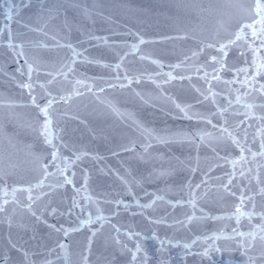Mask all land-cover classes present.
<instances>
[{
  "label": "water",
  "instance_id": "95a60500",
  "mask_svg": "<svg viewBox=\"0 0 264 264\" xmlns=\"http://www.w3.org/2000/svg\"><path fill=\"white\" fill-rule=\"evenodd\" d=\"M0 207V264H264V56L209 0H0Z\"/></svg>",
  "mask_w": 264,
  "mask_h": 264
},
{
  "label": "snow or ice",
  "instance_id": "6c2138e0",
  "mask_svg": "<svg viewBox=\"0 0 264 264\" xmlns=\"http://www.w3.org/2000/svg\"><path fill=\"white\" fill-rule=\"evenodd\" d=\"M6 2L10 3L11 0H6ZM31 2H32V0H21V3H22L25 7L28 6ZM40 3H41V4L45 3V0H40ZM46 11H48L49 13H51V12H53L54 10H53V9H48V10H46ZM12 13H13V8H9L8 11H7V13H6V15H7V17H8L9 19L12 18ZM256 14H257L258 16H260V18H261L260 21H258V22L262 24V29H261V31L264 32V2H262V0H256ZM248 27H253V28H254V25H249ZM252 35H253L254 37L256 36V31H255V30H253ZM239 38H240V35H239V33H238V34H237V39H239ZM141 42H143V41H141ZM67 46L71 48V45H67ZM9 47H10V48L20 47V48H21V51L15 53V54L18 55V56H23V51H22V47H23V46H22V45H19V46H17V45H13V44L11 43V41H10V42H9ZM223 48H224V46H221V50H223ZM78 55H79V53H77V52L75 51V49H73V56H78ZM213 59H215V57H213ZM73 62H74V61H73ZM25 63L27 64V59H26V58H25ZM32 71H34L33 66H32L31 64H28L29 79H31V73H32ZM36 71H38V69H36ZM21 87H27V88H29V89L31 90V87H32V86H31V84H26V85H21ZM54 99H55V98L49 99V100H48V103H47L44 107H42V108H41L39 105H37V107L39 108V110H40V111L44 114V116L46 117L45 122H44V130H43V134L45 135V141L48 142V143H51V133H50V128H49V126H50V124H51V120L48 119V115H49V114H48V109L51 107V105H52ZM65 99H66V98H65ZM33 103H35V97H33ZM182 111H183V109H182ZM53 147L55 148V145H54ZM52 157H53V161H56V160L58 159L57 154H56L55 151H53V153H52ZM77 158H79V157H77ZM57 167H58V170L60 171V174L63 175V171H64V170H63V169H59V166H57ZM45 175H47L46 170H45ZM64 183H68V184H70V183H72V181H71V179H70L69 177H64ZM40 184H42V181L40 182ZM40 184L35 185V187H39ZM27 191L31 192V188L27 189ZM38 198H39V197H37V199H38ZM29 199H32V197L29 196ZM73 205L79 207V205L76 204L75 201H73ZM2 210H3L2 207H0V211H2ZM97 219H103V217L98 216ZM90 222H91V217H89V219H88L87 221H81V224H84V223H90ZM67 231H70V230H65V234H67ZM241 235H243V234L241 233ZM62 247H63V246H62ZM138 250H139V249H138ZM216 251L219 252V251H221V249L217 248ZM204 255H208V253L206 252V253H204Z\"/></svg>",
  "mask_w": 264,
  "mask_h": 264
}]
</instances>
